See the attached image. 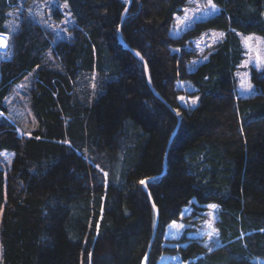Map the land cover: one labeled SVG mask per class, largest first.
<instances>
[{"label": "trees", "instance_id": "obj_1", "mask_svg": "<svg viewBox=\"0 0 264 264\" xmlns=\"http://www.w3.org/2000/svg\"><path fill=\"white\" fill-rule=\"evenodd\" d=\"M187 1L0 0V264H264V66L238 92L264 0H212L174 36ZM193 199L220 243H165Z\"/></svg>", "mask_w": 264, "mask_h": 264}, {"label": "rangeland", "instance_id": "obj_2", "mask_svg": "<svg viewBox=\"0 0 264 264\" xmlns=\"http://www.w3.org/2000/svg\"><path fill=\"white\" fill-rule=\"evenodd\" d=\"M219 11L220 8L212 0H188L181 12L175 15L171 34L179 36L197 21L211 17ZM223 36V30L210 29L193 38L190 46L198 49L200 53V57L195 59V63L205 60L209 51ZM240 36L244 48V58L238 70V92L241 96H249L255 93V86L251 81L252 70L261 69L264 66V37L255 33L240 34ZM249 37L253 39L249 41ZM258 56L259 60L257 59ZM178 85L193 90L192 85L188 82H179ZM179 100L183 105H195L198 102V96L180 95ZM213 205H215L214 208ZM216 214V204H199L196 199H193L183 209L180 217L167 225L165 243L173 245L174 243L171 244L168 240L177 239L184 232L196 237H203L207 245L220 243L214 225ZM259 261L264 263V258H260ZM159 264H181L180 255L164 254L159 260Z\"/></svg>", "mask_w": 264, "mask_h": 264}, {"label": "water", "instance_id": "obj_3", "mask_svg": "<svg viewBox=\"0 0 264 264\" xmlns=\"http://www.w3.org/2000/svg\"><path fill=\"white\" fill-rule=\"evenodd\" d=\"M126 10L127 9H125V11L123 12V14H122V21H123V19L125 18V14H126ZM137 53V52H136ZM138 54V53H137ZM140 57H142L140 54H138ZM159 175H156V176H154V177H152L151 179H155V178H157ZM147 186V185H146ZM155 206V205H154ZM155 213H156V228H157V222H158V219H159V213H158V209H157V207H155ZM144 264H145V261H144Z\"/></svg>", "mask_w": 264, "mask_h": 264}, {"label": "snow or ice", "instance_id": "obj_4", "mask_svg": "<svg viewBox=\"0 0 264 264\" xmlns=\"http://www.w3.org/2000/svg\"><path fill=\"white\" fill-rule=\"evenodd\" d=\"M252 39H253L252 37H249V38H248L249 41L252 40ZM0 44L6 46V42L3 40L2 37H0ZM257 59L259 60V56L257 57ZM181 99H183V98H181ZM193 103H195V101H193ZM140 183H141V184H144V183H146V182H145V181H141ZM212 207L214 208L215 205H213Z\"/></svg>", "mask_w": 264, "mask_h": 264}, {"label": "bare ground", "instance_id": "obj_5", "mask_svg": "<svg viewBox=\"0 0 264 264\" xmlns=\"http://www.w3.org/2000/svg\"><path fill=\"white\" fill-rule=\"evenodd\" d=\"M0 37H2V38H3V37H5V36H4V35H2V34H0ZM2 47H3V45H2V44H0V49H4V48H5V47H4V48H2Z\"/></svg>", "mask_w": 264, "mask_h": 264}, {"label": "clouds", "instance_id": "obj_6", "mask_svg": "<svg viewBox=\"0 0 264 264\" xmlns=\"http://www.w3.org/2000/svg\"><path fill=\"white\" fill-rule=\"evenodd\" d=\"M6 38H7V36H6ZM6 45H7V44H6ZM5 48H6V47H5ZM5 48H4V49H5Z\"/></svg>", "mask_w": 264, "mask_h": 264}]
</instances>
